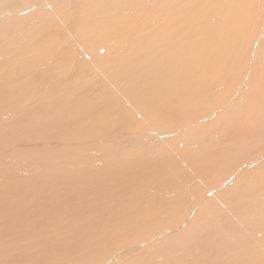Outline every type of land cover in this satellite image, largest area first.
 Segmentation results:
<instances>
[{"label": "rangeland", "instance_id": "374dc122", "mask_svg": "<svg viewBox=\"0 0 264 264\" xmlns=\"http://www.w3.org/2000/svg\"><path fill=\"white\" fill-rule=\"evenodd\" d=\"M232 5L238 10L241 2L55 0L52 8L46 0L0 2V27L19 20L28 29L0 36V92H20L10 93V114L0 118L1 125L15 126H1L8 141L0 137V168L15 162L21 177L0 198V232L40 228L28 241L14 239L13 263L66 264V257L51 262L45 251L57 249L67 234L70 264H254L264 258V0L249 6L252 14L234 32L233 45L220 46V55L208 52V61L200 55L199 65L223 74L208 73L192 85L187 79L173 100L165 95L163 78L183 49L195 48L197 34L214 33L215 24L230 31L225 9ZM167 31L170 40L153 38ZM126 55L135 57L129 69ZM155 82L158 92L145 95V85ZM76 98L98 105L92 118L109 115L103 123L109 129L70 135L74 127L63 118L77 111ZM57 117L61 125L52 121ZM39 163L49 168V182L34 183L42 179ZM148 203L160 205L156 221L144 216ZM67 216L69 227L49 239L48 227ZM147 228L157 231L155 239L144 241ZM0 256L4 264L7 256Z\"/></svg>", "mask_w": 264, "mask_h": 264}, {"label": "bare ground", "instance_id": "6f19581e", "mask_svg": "<svg viewBox=\"0 0 264 264\" xmlns=\"http://www.w3.org/2000/svg\"><path fill=\"white\" fill-rule=\"evenodd\" d=\"M2 0H0L1 2ZM48 2V4L50 5V7L52 8L53 7V3L55 0H46ZM241 2V7L237 10L235 6H229V8L227 7L225 9L226 11V14L228 15L227 17L229 18V27H230V31L229 32H225L224 31V27L226 26H222L221 24H215V28H213L214 30V33H211L210 30H206L204 32H202L201 34H197L198 36L196 37L197 39L194 41V45H195V48L193 50H186V49H183L185 51H182L179 55H178V58H176V60H178V66H173L170 70H168V72L166 73L165 77L163 78L164 79V86L166 87L167 84H169L168 88H165L164 91H165V95H168L169 97H172V100L173 98L178 94V84H181L188 79V81H190V84L189 85H192L193 83H196L198 81V78H204L205 81L208 77V73H211L213 72L211 75L213 76V79L218 75V74H223L225 71L221 72L222 70L220 68L218 69H215V67L211 66L209 69H207V67L205 68L204 65H199V60H201L202 58L200 57V55H203V56H206V54L210 51H214V49H217L219 51V55H220V51L222 49V47L220 46H223V47H229L231 45L234 44L235 42V39H234V32L236 31H239L242 27H243V24L245 23L246 19H247V15L249 14L251 16L252 14V11L249 12V6L252 5V3H254L255 0H232L233 3H238V2ZM183 2V1H182ZM199 2V1H198ZM190 3V1H189ZM194 4V3H192ZM182 5V4H181ZM183 6V5H182ZM190 6V4H189ZM192 6H190V9ZM194 7V6H193ZM189 8V7H188ZM186 8H184L185 10ZM242 9V10H241ZM241 10V11H240ZM162 11V10H161ZM160 12V11H158ZM163 12V11H162ZM161 12V13H162ZM53 13V12H52ZM207 13V12H206ZM209 14V13H208ZM225 14V15H226ZM161 15V14H160ZM224 15V16H225ZM169 16V15H168ZM206 16V15H205ZM264 16V15H263ZM165 17V16H163ZM162 17V18H163ZM186 17V16H185ZM161 18V16H160ZM205 19V18H204ZM155 20V19H154ZM172 20V19H171ZM186 20V19H185ZM203 20V19H202ZM189 21V20H188ZM187 21V22H188ZM165 22V21H164ZM181 22V21H180ZM184 22V20L182 21ZM186 22V23H187ZM153 23V22H152ZM176 23V22H175ZM189 23V22H188ZM227 23V24H228ZM158 24V21L156 22V25ZM162 24V23H161ZM181 24V23H180ZM172 25V24H171ZM174 25V24H173ZM187 25V24H185ZM184 25V26H185ZM175 26V25H174ZM173 27V26H171ZM228 27V26H227ZM24 26L19 22V20H9L7 22H5L1 27H0V36L8 31H17V32H23L22 35H25V32L28 30H24ZM174 28V27H173ZM172 28V29H173ZM186 28V27H185ZM190 28V27H189ZM211 28V27H210ZM164 29V28H163ZM204 29V28H202ZM216 29H220V34H216ZM114 30V29H113ZM209 31V35H205L207 32ZM183 32V30H182ZM34 33V32H32ZM119 34V33H118ZM120 35V34H119ZM171 35L172 33L171 32H165V33H162L160 35H155L153 38L157 39V41H162L164 39L166 40H170L171 39ZM193 35V34H192ZM121 36V35H120ZM119 36V37H120ZM180 37V36H179ZM178 37V38H179ZM191 37V36H190ZM145 38V41H146V44H148L150 41H152V38L150 37H144ZM192 38V37H191ZM194 38V37H193ZM23 39V38H22ZM27 39V38H26ZM190 39V38H189ZM179 40V39H178ZM133 43V42H132ZM140 44V43H138ZM141 45V44H140ZM157 45V44H156ZM177 45V44H176ZM12 48L14 49H17V48H20L23 46V44H18V45H11ZM151 46V45H150ZM145 47V45H144ZM148 47V46H147ZM157 47V46H156ZM183 47V46H182ZM158 48V47H157ZM142 49V48H141ZM144 49V48H143ZM140 51V50H139ZM127 56V55H126ZM172 56V55H171ZM222 56V60H223V63H226L228 64L229 63V59H228V56L227 55H221ZM255 57V56H254ZM127 60L126 61V66L127 68L129 69V66L135 62V57L133 55H129L126 57ZM175 60V58H174ZM205 61H208V58L206 56V60ZM1 64H4L5 62L4 61H0ZM221 63V62H220ZM222 63V65H223ZM19 64V63H18ZM26 65V64H25ZM1 66V65H0ZM15 66V65H14ZM9 66L4 67L6 70L9 69L8 68ZM3 68V69H4ZM223 68V66H222ZM226 69H228V65L225 66ZM33 74V72H32ZM199 75V76H197ZM251 75V74H250ZM245 76H249V75H245ZM28 77V76H27ZM198 77V78H197ZM209 78V77H208ZM34 80V79H33ZM32 81V80H31ZM35 81L40 85L43 81V77L41 75H39L38 73L35 72ZM205 81H203L205 83ZM35 82V84H36ZM25 83V82H23ZM22 83V84H23ZM21 84V85H22ZM26 84V83H25ZM37 84V85H38ZM24 85V84H23ZM22 85V86H23ZM28 85V84H27ZM34 85V84H33ZM239 85H241V82L239 83ZM231 86V85H230ZM7 87V86H6ZM38 87V86H37ZM161 87V85L157 82L155 83H150V84H146L145 85V89H144V94L145 95H148V96H151L153 95V90L155 91V89H159ZM238 87V85H237ZM3 88V87H2ZM24 88V87H23ZM200 88V87H199ZM231 88V87H230ZM180 89V88H179ZM238 89H240L238 87ZM163 91V90H162ZM164 91L162 93H164ZM254 91V90H253ZM15 92L18 93V95H20L19 91L16 89L15 91H9L7 90V92L5 91V89L1 90L0 92V118H4V117H8V113L11 111V109H8V111H6V108L8 107V105L10 104V102L8 101V99L12 98L13 96L10 95V93H13V95H15ZM155 92H158L157 90ZM188 92V91H187ZM152 93V95H151ZM195 93V92H194ZM237 93V92H236ZM161 94V93H160ZM200 94V93H199ZM156 95V94H155ZM162 95V94H161ZM160 95V97H161ZM164 95V97H165ZM184 95V94H183ZM188 95V94H187ZM203 95V94H202ZM54 96V95H53ZM159 96V95H157ZM156 97V99H158ZM198 96V94L196 95ZM154 97V99H155ZM159 97V99H160ZM163 97V98H164ZM233 97V96H232ZM73 98V97H72ZM168 98V97H167ZM166 98V99H167ZM187 98V97H186ZM190 98H193L190 97ZM189 98V99H190ZM199 98V97H198ZM149 98H147L148 100ZM152 99V100H154ZM158 99V100H159ZM170 99V98H169ZM181 99V97H180ZM180 99H175L176 103H178V101ZM197 99V98H196ZM261 99V98H260ZM165 100V98H164ZM184 100H185V97H184ZM150 101V100H148ZM160 101V100H159ZM168 101V100H167ZM192 101V100H191ZM76 102H77V111L75 112H69L67 116H65L63 118V121L66 122L67 124L71 125L74 127V130H72L70 132V135L71 134H74V138H78L80 136L83 135V133L85 134H88L89 136H99L97 132H105L108 128L107 125H103L104 121L105 120H109V115H104V118L103 119H94L92 118V113H96L98 112L100 109H98V105L96 103H91L90 100L86 101V102H83V101H79V98H76ZM151 102V101H150ZM154 102V101H153ZM156 102V100H155ZM158 102V101H157ZM185 102H188V101H185ZM193 102V101H192ZM198 102V101H197ZM254 103L258 104L257 101L254 99L253 100ZM160 103V102H159ZM1 104H2V107H1ZM139 104V103H137ZM156 104V103H153V105ZM51 105V104H50ZM146 105V104H144ZM178 105H180L178 103ZM188 105V104H186ZM12 106V105H11ZM148 106V105H147ZM204 106V105H203ZM10 107V106H9ZM43 107V106H42ZM145 107V106H144ZM155 107V106H154ZM158 107V106H156ZM197 108V106H195ZM199 107V106H198ZM12 108V107H11ZM146 108V107H145ZM182 108V107H181ZM201 108V107H200ZM41 109V108H40ZM158 109V108H157ZM207 109V108H206ZM205 109V110H206ZM209 109V108H208ZM163 110V109H162ZM196 110H199L198 108ZM204 110V111H205ZM217 110V109H216ZM146 111V110H144ZM155 111V110H154ZM160 111V110H159ZM203 111V112H204ZM48 112V110H47ZM207 112V111H206ZM209 112V111H208ZM53 111H51V115H52ZM105 113V112H104ZM143 113V112H142ZM146 113V112H145ZM160 113V112H159ZM10 114V113H9ZM98 114H101V116L103 117L102 113L99 112ZM141 114V113H140ZM157 114V113H156ZM204 114V113H203ZM41 115V113H40ZM39 115V116H40ZM165 115V114H163ZM195 115V114H194ZM200 115V114H199ZM38 116V117H39ZM146 116V114H145ZM155 116V115H154ZM42 117V115H41ZM143 117V116H142ZM161 117V116H160ZM189 117V116H188ZM44 117H42L41 119L43 120ZM46 118V117H45ZM48 118V119H47ZM47 121H49V117L47 116ZM111 118H115L113 116H111ZM123 118V117H122ZM199 118V117H197ZM0 119V121H1ZM40 119V120H41ZM59 119L58 117L57 118H52V121L55 122V124H60L61 121L60 120H57ZM144 119V118H143ZM39 120V119H38ZM41 120V121H42ZM51 120V119H50ZM37 121V120H35ZM45 121V119H44ZM43 121V122H44ZM143 121V120H142ZM33 122H34V119H33ZM41 122V123H43ZM144 122V121H143ZM142 122V123H143ZM39 124V121L37 122ZM108 123V122H106ZM140 124V123H139ZM12 125V124H11ZM9 125V126H5V125H1L0 123V132L2 133V129L5 127L6 128V131H12L14 128L13 126L14 125ZM61 125V124H60ZM148 125V124H147ZM1 126H4L3 128ZM106 126H107V129H106ZM141 126V125H140ZM139 126V127H140ZM15 127V126H14ZM110 127H113V126H110ZM13 128V129H11ZM144 128V126H143ZM65 130V129H64ZM114 130V129H113ZM143 130V129H141ZM154 129L150 130L149 133L153 132ZM5 131V133H6ZM14 131V130H13ZM60 131V130H58ZM67 131V130H65ZM61 132V131H60ZM68 134H69V131H67ZM7 134V133H6ZM61 134V133H60ZM66 134V133H64ZM9 133L7 134V136L9 137ZM3 136V137H2ZM0 136L1 138L4 139L5 142H7V137L5 135H2ZM13 136V135H12ZM14 137V136H13ZM67 137V136H65ZM10 138H11V135H10ZM12 140V139H11ZM91 140V139H90ZM13 142V140H12ZM78 142H84V140H80ZM7 145V143H5ZM37 147V146H36ZM35 147V148H36ZM1 148V147H0ZM27 149V148H26ZM69 150V149H68ZM21 151H23L21 149ZM29 151V149L27 150ZM25 152V151H23ZM66 152L65 153H59L60 157H65L66 156ZM3 152L2 150L0 149V160L3 156ZM69 156V155H67ZM99 155H97L98 157ZM59 157V156H58ZM101 157V156H99ZM127 157V156H126ZM65 159V158H64ZM101 159V158H100ZM66 160V159H65ZM86 160V159H85ZM102 160V159H101ZM3 161V160H2ZM75 161V160H74ZM65 162V161H64ZM93 162V161H92ZM15 162H10V163H5V162H2L1 165H3L4 167L2 168L1 166V170L3 172V174H0V198H6L8 196V194L16 187L17 185V182L19 181V179L21 178L20 175L18 174V168L15 169V167H18L17 164L16 166H12V164H14ZM79 163V162H78ZM49 165V164H48ZM54 165V164H53ZM83 165V164H82ZM74 166V165H73ZM69 167V166H68ZM35 169L38 171V174L39 176L42 178V179H37L34 181L35 184L37 183H44L45 182H49L50 181V178L48 177H45L46 176V169H49L47 167H43V165L41 163L38 164L37 167H35ZM51 169V167H50ZM70 169V168H69ZM72 170V169H71ZM13 173V174H11ZM45 175V176H44ZM76 176V175H75ZM187 179V178H186ZM185 179V180H186ZM21 180V179H20ZM184 180V179H183ZM188 181V180H187ZM186 181V182H187ZM184 182V181H183ZM186 184V183H185ZM189 184V183H188ZM184 185V184H183ZM20 184L18 183V188H20ZM222 186V185H221ZM164 190V189H163ZM186 192V191H185ZM142 194H144L142 191H141ZM140 193H137L136 194V197H140ZM154 199V198H153ZM177 199V198H176ZM155 200V199H154ZM167 200V199H165ZM157 201V200H156ZM160 202H162L160 200ZM169 206V205H168ZM171 206V205H170ZM160 208V205H157L155 203H148L144 206V209L147 211V214L145 213L144 216H147V221H156V219L159 217V212H158V209ZM209 209V208H208ZM211 209V208H210ZM165 210V209H164ZM207 210V209H206ZM139 212V211H138ZM170 213V212H169ZM81 214V212H80ZM72 215V214H71ZM70 215V216H71ZM77 215V214H76ZM194 215V214H193ZM83 216V215H81ZM75 218V217H73ZM66 219V220H65ZM63 221H57L55 222V225H51L49 226V230L47 232H50V234L52 233V237L50 236V234H47L48 236H50L49 239H59V237H56L59 233H63L68 227H69V224L70 222H72L68 216L65 218ZM76 220V219H75ZM77 221V220H76ZM165 221V220H164ZM17 223H14V224H11V226H14L16 225ZM152 224V223H151ZM39 226L38 225H34L32 226L28 231L26 232H14V229L13 227H10V230L11 232L8 233L7 232V236H5L3 233L0 232V255L1 254H5L7 257H6V262H4V264H15L13 263L12 261V258H13V247L16 248V245H17V242L14 243V239H16L17 241H24V240H27V239H31L32 237H34L38 231H39ZM46 229V228H45ZM71 229H74L75 230H78L77 227H72ZM149 228L145 229L143 231V235L145 236L144 237V241H149V240H152V239H155L156 238V235H157V231H154L155 229H150L148 230ZM17 235V236H15ZM78 237L79 235L76 234ZM164 235V234H163ZM67 235H64L63 239H65V242H60V243H57L58 244V248L56 249L54 246H51V249H48L45 251V254L46 253H49L51 252V254H48V255H51V262L55 263V259L56 258H63V257H66V260L64 262H66V264H70L73 259H74V255L73 253H67L64 251V245L66 244V241H67ZM8 238V239H7ZM41 238H43L41 236ZM47 239V238H46ZM28 241V240H27ZM71 241V240H70ZM69 241V242H70ZM11 242V243H10ZM40 246V247H39ZM30 246H28L29 248ZM39 249L42 248V244L41 245H38ZM35 248V246L33 247L32 246V249ZM149 256V255H148ZM1 257V256H0ZM50 258V257H49ZM81 260V259H80ZM83 262V261H82ZM173 263V262H171ZM218 263V262H217ZM254 264H264V258L263 257H258L256 258V260L254 261Z\"/></svg>", "mask_w": 264, "mask_h": 264}]
</instances>
